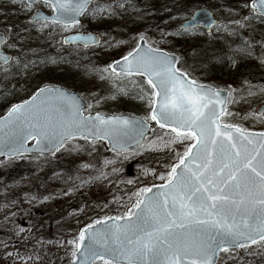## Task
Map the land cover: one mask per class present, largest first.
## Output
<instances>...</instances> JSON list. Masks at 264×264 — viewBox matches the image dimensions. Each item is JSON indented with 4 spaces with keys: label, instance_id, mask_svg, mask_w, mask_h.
I'll return each instance as SVG.
<instances>
[{
    "label": "snow or ice",
    "instance_id": "1",
    "mask_svg": "<svg viewBox=\"0 0 264 264\" xmlns=\"http://www.w3.org/2000/svg\"><path fill=\"white\" fill-rule=\"evenodd\" d=\"M17 2L31 10L40 0H12ZM43 4L51 15L37 9L28 18L38 32L55 26L65 30L79 25L83 16H114L115 9L126 11L131 6L129 0H43ZM244 7L248 15L229 23L239 28L250 27L253 19L264 23V0H247ZM216 23L210 13L197 10L180 28L188 34L189 29ZM11 40L12 29L0 31V46L14 49ZM63 42L100 44L97 35L79 32L65 36ZM239 51L251 54V44L245 41ZM22 63L0 53V72L5 75ZM93 70L119 92L126 93L123 82L130 81L139 89L138 98L146 101V115L105 116L91 111L85 115L78 97L52 85L37 87L0 116V156L11 159L33 152L55 156L81 138L92 144L106 142L118 157L131 144L143 147L154 123L165 132L149 141V148L162 145L173 151L174 162L158 176L162 183L133 193L135 202L129 197L130 207L121 214L94 219L67 240L70 264H226L228 260L240 264L243 256L237 250L245 255L264 250V131L253 132L225 119L229 113L221 92L199 83L181 66L179 56L152 47L143 35L105 68ZM255 115L264 117V108ZM117 162L106 159L104 166ZM101 177L106 178L102 171L89 179Z\"/></svg>",
    "mask_w": 264,
    "mask_h": 264
},
{
    "label": "rangeland",
    "instance_id": "2",
    "mask_svg": "<svg viewBox=\"0 0 264 264\" xmlns=\"http://www.w3.org/2000/svg\"><path fill=\"white\" fill-rule=\"evenodd\" d=\"M173 1L129 0L131 6L126 11L115 9L117 14L114 16H84L80 24L74 27L38 32L28 21L33 8L25 10L19 2L13 4L12 0H0V29H12L10 43H15L14 49L2 46V50L23 60L48 57V61L39 68L40 72L37 69L27 70L19 78L12 75L17 68L8 75L0 72V116L6 113L11 104L26 99L25 93L29 88L34 92L37 87L49 85V78L59 74L63 68H70L72 61H83L96 69H103L112 59L119 58L134 47L139 36L143 35L152 47L174 53L181 61L186 58L187 49L193 50L197 44L217 42L226 51L219 78H211L209 72L206 73L201 67L199 71L196 69L198 73L188 71L199 83H209L230 91L229 115L225 119L250 131H264V117L255 115V110L264 105V92L261 91L264 89V23L253 19L251 26L246 28L229 23L248 15V9L244 7L247 0H206L207 3L200 6L197 0H193L194 4L183 11L172 8L169 3ZM107 2L111 3V0ZM201 7L208 9L218 24L208 34L200 29L188 30V34H183L179 29L180 24ZM142 15L145 16V23L136 28L135 33L129 34L125 29L126 24ZM225 26L229 30H225ZM79 30L99 34L100 45L85 50L61 45L65 34ZM162 32L166 33L163 37ZM245 41L251 44V58L241 56L243 70L239 71L236 52H241L239 49ZM55 59L60 63L54 65ZM69 59L72 61L66 65ZM77 66L74 64V70ZM201 75L206 78L205 82L200 80ZM78 79L77 83L72 84L74 88L69 90L78 93L86 102V114L91 111L93 115L96 112L141 118L146 115V101L138 98L139 89L130 81L123 82L127 87V92L123 93L117 91L108 80H102L99 74ZM135 79L142 81L140 77ZM249 91L256 94L248 95ZM27 94L30 96L32 93ZM89 104L92 105L91 109H88ZM164 132L153 124L152 134L143 147H136L118 157L101 141L92 144L82 139L73 140L55 156L24 159L21 170L13 175H9L5 168L15 167L21 159H1L0 264H65L71 261L65 242L75 236L80 228L105 215L121 214L126 206L130 207L129 197L132 203L135 202L133 193L162 183L158 176L169 170L174 162V152L163 149L162 145L159 149H150L148 142ZM173 147L183 151L181 145ZM106 159H116L118 162L105 167ZM48 164H52L53 168ZM85 164L91 167H83ZM101 171L106 178L81 183L99 176ZM69 188L72 190L68 191ZM46 196L49 199L45 200ZM21 227L24 229L22 233ZM237 251L243 256L240 264H264V250L253 255ZM226 264L233 262L228 260Z\"/></svg>",
    "mask_w": 264,
    "mask_h": 264
},
{
    "label": "trees",
    "instance_id": "3",
    "mask_svg": "<svg viewBox=\"0 0 264 264\" xmlns=\"http://www.w3.org/2000/svg\"><path fill=\"white\" fill-rule=\"evenodd\" d=\"M196 1V0H195ZM193 0H175L172 3H169V5L178 10H184L188 5L194 4L192 2H195ZM198 6L200 5H205L207 3L206 0H197L196 1ZM180 10V11H181ZM158 16V13H156ZM189 15V13H187ZM186 14V15H187ZM145 16H137L135 17L132 21L128 22L125 26V29L127 32L130 34H133L136 32V28H139L142 24L145 23ZM13 28H15L13 26ZM126 40V39H124ZM236 62L238 66V70L242 71L243 66L241 63V60L243 59L241 56H245V58L250 59L251 55L248 53H242V52H236ZM48 57H36L35 59H27L23 60L20 58L23 63L18 66L17 71L13 72V78H19L21 75L26 73L27 70H33L37 69L39 72L41 71L39 68L42 66L43 63H46ZM51 60V59H49ZM226 60V51L222 48V46L218 45L217 42L210 43L209 45H200L197 44V46L193 47V50L187 49V54L186 58L181 61V66L184 67L186 70L189 71H194L195 73H198L199 67L204 68L205 72H209V75L211 78H219L220 76V71L223 70L221 69L223 64L225 63ZM72 59H69L67 61L68 65ZM60 60L55 59L54 65L59 64ZM71 67L70 68H63L60 70L59 74L56 76H51L49 78V85L52 86H62L66 89H71L74 88L72 87V84L74 85L75 83L78 82V78L84 76V78H87L88 76H94L95 74L98 75L96 71L93 69L95 68L93 65H90L88 63H85L83 61H78V62H71ZM24 64H27L28 67L25 69ZM74 64L78 65L77 68L74 70L73 66ZM65 65V64H63ZM195 68V70H194ZM198 68V69H197ZM196 69L198 71H196ZM94 75H93V74ZM200 80L202 82H205L206 78L201 75ZM208 82V81H206ZM10 82H8L9 84ZM28 92L32 93L33 91L29 88L27 90ZM27 92V93H28ZM25 93L24 98H28V94ZM1 115V114H0ZM18 159H21L19 162L16 163L15 167L9 168L5 170H8L9 175H13L14 172L20 171L21 170V163H23L25 160L24 159H45L43 157H19ZM1 160V159H0ZM8 163H13V161H8ZM50 168H53L52 164H48ZM69 176V175H68ZM70 177V176H69ZM90 179L84 181L89 182ZM65 188V186L63 187ZM45 192V191H44Z\"/></svg>",
    "mask_w": 264,
    "mask_h": 264
},
{
    "label": "water",
    "instance_id": "4",
    "mask_svg": "<svg viewBox=\"0 0 264 264\" xmlns=\"http://www.w3.org/2000/svg\"><path fill=\"white\" fill-rule=\"evenodd\" d=\"M40 1L43 2V0H40ZM93 1H94V0H93ZM197 10H204V11H207L208 13L211 14V18H212L213 20H215V21L218 23L217 19L214 18V16L212 15V13H211L208 9L202 7V8H199V9H197ZM197 10H195V11L191 14V16H190L188 19H191L192 15H193L194 13H196ZM81 18H82V17H81ZM81 18H80V19H81ZM184 22H185V21H184ZM184 22H183V23H184ZM217 23H216V24H217ZM216 24H215V25H216ZM215 25H213V26H211L210 28H207V29H205V28H201V29H202L205 33H209V32L211 31V29H212ZM180 29H181V28H180ZM192 29H194V28H192ZM189 30H190V29H189ZM0 31H2V30H0ZM83 34H87V33H83ZM93 34L97 35V37H98L99 40H100V37H99L98 34H96V33H93ZM71 35H74V34H70V35H68V36H71ZM63 44H64L65 46H81V47H83V48L95 47V46L98 45V44H92V43H89L88 47H85L83 43H79V44H78V43H69V44H65V43L63 42ZM0 53L6 54V55H10V54H7V53L3 52V51L1 50V46H0ZM170 54H171V53H170ZM203 85L208 86V87H211V88H213L214 90H217V91L221 92V99L224 100V105H223V106H224V107L226 108V110H227L228 101H229V98H230V91H229L228 89H225V88H217V87H215V86H213V85H211V84H203ZM56 87H60V86H56ZM60 88L64 89L65 91H67V92L70 93L71 95L78 97V98L83 102V105H84V108H85V111H86V108H87L86 102L80 97V95H79L78 93H76V92H72V91H69V90L65 89L64 87H60ZM261 108H264V105H261L259 108H257V109L255 110V113H256L259 109H261ZM101 114H103V115H105V116H109V115H111V114H106V113H101ZM85 115H87V114H85ZM94 115H95V114H94ZM121 115L129 116V117H138V116H132V115H127V114H121ZM139 118H141V117H139ZM253 132H255V131H253ZM151 134H152V127L150 128V131H149L148 133H146V139H147ZM77 139H81V138H77ZM146 139L143 141V143L146 141ZM74 140H76V139H74ZM83 140H84V139H83ZM101 142H103V141H101ZM32 143H34V141H29V145H31ZM103 143L106 144V146L108 147V149H109V151H110V145H108L106 142H103ZM136 147H137V146H136L135 144H131V145H130V150H132V149H134V148H136ZM130 150H128V151H130ZM128 151H125V152H128ZM110 152H112V151H110ZM112 153H113V152H112ZM123 153H124V152H123ZM26 156L50 157V156H52V155H49L48 153L40 154L39 152H33V153L25 154V156H23V157H26ZM0 158L7 159V158H5L4 156H0ZM14 158H17V157H12L11 159H14ZM65 264H70V261L67 262V263H65Z\"/></svg>",
    "mask_w": 264,
    "mask_h": 264
},
{
    "label": "flooded vegetation",
    "instance_id": "5",
    "mask_svg": "<svg viewBox=\"0 0 264 264\" xmlns=\"http://www.w3.org/2000/svg\"><path fill=\"white\" fill-rule=\"evenodd\" d=\"M32 8L34 9V10H33V13H34L37 9H39V10H40L41 12H43L44 14H46V15H51V11H50V9H49L47 6H45V5L43 4V2H39L38 4L34 5ZM33 13H32V14H33ZM32 14H31V15H32ZM71 27H74V26H70L69 28H71ZM55 28L61 29L60 26H55ZM78 32H86V31L79 30ZM73 33H76V32H73ZM73 33H70V34H73ZM67 35H69V34H65V35L63 36V38H64L65 36H67ZM63 38H62V40H63ZM61 45H63L62 42H61ZM78 48H80V47H78Z\"/></svg>",
    "mask_w": 264,
    "mask_h": 264
}]
</instances>
